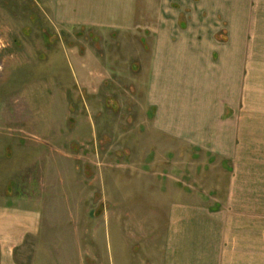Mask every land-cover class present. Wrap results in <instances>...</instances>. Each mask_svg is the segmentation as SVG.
<instances>
[{"label":"rangeland","instance_id":"obj_1","mask_svg":"<svg viewBox=\"0 0 264 264\" xmlns=\"http://www.w3.org/2000/svg\"><path fill=\"white\" fill-rule=\"evenodd\" d=\"M174 1L179 21L194 25L193 3ZM57 4L0 0V204L39 215L18 264H150L173 190L220 202L233 167L264 202V17L253 3L230 24L244 25L248 44L247 139L236 163L154 133L131 66L141 33L62 22Z\"/></svg>","mask_w":264,"mask_h":264},{"label":"crops","instance_id":"obj_2","mask_svg":"<svg viewBox=\"0 0 264 264\" xmlns=\"http://www.w3.org/2000/svg\"><path fill=\"white\" fill-rule=\"evenodd\" d=\"M174 2L58 0L55 14L69 24L141 33L146 44L133 49L138 59L131 66L152 109L154 133L216 161L240 162L247 139L248 44L244 25L241 31L230 24L246 19L247 3L264 17V0H181L196 3L190 26L179 21ZM228 179L220 202L199 199L193 187L173 190L150 264H264L261 193L247 186L246 171L233 167ZM38 221L34 207L0 204V264H18L16 252L37 234Z\"/></svg>","mask_w":264,"mask_h":264}]
</instances>
